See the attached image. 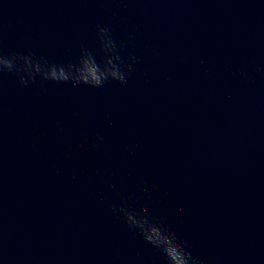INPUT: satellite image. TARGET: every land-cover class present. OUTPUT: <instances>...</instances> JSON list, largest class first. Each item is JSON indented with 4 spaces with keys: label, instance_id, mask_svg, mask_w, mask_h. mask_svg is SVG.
<instances>
[{
    "label": "water",
    "instance_id": "obj_1",
    "mask_svg": "<svg viewBox=\"0 0 264 264\" xmlns=\"http://www.w3.org/2000/svg\"><path fill=\"white\" fill-rule=\"evenodd\" d=\"M96 25L126 84L0 75V264H165L109 204L264 264V0H0V53L99 60Z\"/></svg>",
    "mask_w": 264,
    "mask_h": 264
},
{
    "label": "clouds",
    "instance_id": "obj_2",
    "mask_svg": "<svg viewBox=\"0 0 264 264\" xmlns=\"http://www.w3.org/2000/svg\"><path fill=\"white\" fill-rule=\"evenodd\" d=\"M95 32L99 44V60L86 46L81 47L75 63L66 64L49 63L31 52L11 53L7 56L0 53V75L15 73L22 87L34 83L37 78L54 83L71 82L91 88H101L108 82L126 84L136 71L135 58H130L129 63L121 55L109 27L96 25ZM97 139L101 138L97 136ZM109 207L114 214L123 218L130 232L141 237L145 245L164 258L165 264H201L190 250L188 241L179 237L168 224L151 217L148 207H140L138 210L112 204Z\"/></svg>",
    "mask_w": 264,
    "mask_h": 264
}]
</instances>
